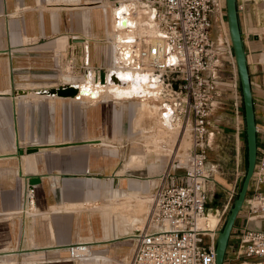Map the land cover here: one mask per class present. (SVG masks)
I'll return each mask as SVG.
<instances>
[{
	"label": "rangeland",
	"instance_id": "374dc122",
	"mask_svg": "<svg viewBox=\"0 0 264 264\" xmlns=\"http://www.w3.org/2000/svg\"><path fill=\"white\" fill-rule=\"evenodd\" d=\"M122 3L131 5L132 2L130 0H121L120 4ZM219 9L220 15H214L212 20L211 36L215 42L220 39L219 49L225 52L226 43L223 37L220 36V32H223L221 19L224 21V27L228 34L224 0H219ZM130 11H132V9L129 10V13ZM138 12L140 13V11H137V13ZM138 16H141V13L137 14L136 18H138ZM125 31L126 30H122L119 31V33L122 34ZM131 32L132 31H130V33ZM108 34H111L110 31ZM130 35L132 34H129V36ZM60 53L61 55L57 57L50 45L42 49L29 47L20 52H16L12 61L7 59L5 56L6 54L0 53V87L10 86L11 88L0 92L8 94V97L0 98V151L4 150L3 144L7 146L5 147L6 150L15 151L14 141L16 136L22 147L28 144L46 143L51 132H54L61 141H68V136L72 140H79L84 137L85 134H92L93 132L99 133L105 137L109 144L101 145L99 146L100 149H98L103 151L104 155L101 154L95 161H86V159H72L71 161L72 164L75 165L74 171L77 174L83 177L94 175L95 178L89 180H91L92 185L100 189L97 190V193L94 191L95 193L91 195L86 194V191L83 195H75L77 197L75 200L89 197L90 200L86 199L85 204L69 206L66 201L59 203V207H66L69 210L65 215L59 213L60 234L69 235L71 230L72 234H74V238L66 243L78 240L82 243L85 242L79 246H70L73 250H76L78 254L84 255L81 257L71 255L67 248H61V246L66 247L67 245L65 244L58 246L60 249L57 251V254L51 256L52 259H34L31 258V254L24 253L4 254V250L17 249L19 246L18 240L23 237L22 222L16 218L20 216H25V218L35 216L48 219L49 221L51 219L49 212L39 213L37 205L41 203L42 198L34 191L33 187L32 202L35 211L32 212L29 210L28 203L31 192L26 186V179H24L23 176L20 177L14 171L16 168L15 166L18 168L21 167V163H18L17 157H12L5 159V164L3 165L4 167L10 168L11 172L5 177V181L7 180L6 186H10L11 191V193L9 192L6 196L9 195L10 201H15L18 206V211L9 215L11 216V220L12 216H15L14 218L17 221L14 222V236L17 241L15 247L12 245V248H9V246H6L7 248L4 249L1 248L0 264H128L133 249V242L131 238L129 239L122 235L132 232L133 227L129 224L123 225V221L121 222V220H118L119 222L117 225L114 222L113 225L110 226V234L105 235L107 220L104 214L107 213L108 210H114L115 205L112 204L111 201L103 202V200L106 191L110 192L124 185V176L121 178L122 176L112 175V173L123 165L132 152L141 150L143 153L145 149H151L153 147L149 142L150 137L147 136L150 131H145V129L149 127V124L153 123L151 120L152 118L146 117V114L147 116H155L150 106V104H153V98L148 97L147 93H149L150 89H146L144 83L135 84L132 82L134 79L132 77V72L129 70L116 72L118 76H121L124 80L123 84H114L113 81L108 83L109 86L107 85L108 87L105 88V92L102 93L104 98L101 100L104 101L100 103L103 109L100 118L101 120L104 119V121L100 125H91L92 127L88 128V125L84 124V116L81 111L82 108L85 107L83 102L88 105L95 103L90 102L89 99L77 100L72 98L61 99L58 97L40 96L33 91L38 87L54 86L64 82V79L66 80L67 76L71 77V74L76 76L77 81H80L79 79L83 76V67L80 64H76L74 59L73 61L69 60L73 55L69 56L68 50L65 49ZM227 58L229 57H227L226 53L219 54L220 63L216 65V73L218 75L216 79L218 81L220 93L214 102L209 116V131L213 132V135L206 151L208 158L218 162L220 168L214 175V177H218V180L216 179L218 183L213 185L214 191L211 190L209 192L208 205H215L217 201H222L224 199L225 189L231 186L229 181L234 179L236 172H238L236 181V191H238L246 166L243 110L239 116L234 112L233 92L228 88L229 64ZM110 70V76H112L114 71H112V69ZM125 76L130 78L125 79ZM133 76L137 79L140 78V75H136V73H134ZM10 79L12 80L11 85H9ZM16 91H28L29 94L15 96L17 111L14 112L13 103L9 96L13 95V92ZM238 91L240 93L239 87ZM133 99L138 101L137 104L143 116L140 120H137L133 114L131 106V101ZM155 104H157V102H155ZM49 105L55 106V112L50 109ZM114 107L119 112V119H121V122L117 123V126L111 123V117H113L111 111ZM158 122L161 124L162 121L158 120ZM143 128L144 131L142 130ZM174 145V149L171 151L172 153H165L162 161V169L168 161V163H170L174 158V164L184 161V159H181L177 162V159L181 158L178 153L183 152V149H179L176 152L177 145ZM189 145L190 140L187 139L185 141V146L188 148ZM87 146H89L90 149L97 150L93 145L87 144ZM53 149L54 148H46L44 152ZM35 156L36 155H29L26 157L28 160H31L30 167L36 164H43L44 153L38 154V162ZM147 157L151 159L154 157V153L151 151L147 154ZM139 161L138 159L135 162ZM184 163L181 162L182 165ZM86 167L89 168L90 175H83ZM180 169H182V167ZM156 171L158 172L157 169L154 170V172H149L148 166L143 164L142 166H130L126 170L125 175L133 177L132 183L143 182V190L147 192V196H151L153 187L158 181V173ZM26 172H36V169L35 167L31 169L28 166L23 169V173L27 174ZM96 176L103 178L98 180ZM53 181L54 179L52 176L48 177V179L46 178L47 186L50 188L53 187ZM55 183L54 188L56 189V186L61 183V178L58 177L55 179ZM1 185L2 181H0V186ZM129 187L132 188L133 186L130 184ZM15 196H17L16 199ZM54 198L57 201H61L62 196L58 193ZM3 199L4 195L0 194V202ZM147 199L148 198H146V200ZM142 206L143 204L138 207V210H140ZM64 217L67 218V220L65 219L66 221H64ZM95 217H98V220L100 217L99 226L94 224ZM70 219H72L73 222L71 227L69 225L66 226V223L69 222ZM239 219L240 218H237L236 221L242 223L243 218ZM129 221H131V219H129ZM110 222L112 223V221ZM123 227L126 228L125 232H122ZM27 235L28 234L25 236L27 237ZM104 239L105 241H100ZM97 253L98 257L94 256V254Z\"/></svg>",
	"mask_w": 264,
	"mask_h": 264
},
{
	"label": "built area",
	"instance_id": "2783aa9c",
	"mask_svg": "<svg viewBox=\"0 0 264 264\" xmlns=\"http://www.w3.org/2000/svg\"><path fill=\"white\" fill-rule=\"evenodd\" d=\"M149 8L154 23L153 33L132 34L127 40L119 31L133 28L118 25L114 9L115 28L108 36L113 58L119 50L128 65L141 68L139 72L155 73L156 87L161 100V117L172 109V118L179 120V129L187 131L190 145L182 170L174 172L168 165L157 176L146 225L132 229L133 249L128 264H216L215 242L218 230L236 195L237 173L233 184L225 189V197L208 205L209 192L218 183L214 175L218 162L207 155L209 145V116L219 94L216 65L219 54L226 53L229 64V88L233 92V108L242 112L239 82L232 47L227 35L222 52L211 36L214 15H220L219 0H142ZM132 19L130 13H125ZM135 21L134 19H132ZM154 35V40L146 37ZM70 49V50H69ZM68 49L70 61L74 48ZM87 67V62H86ZM134 68V67H131ZM137 68V67H135ZM158 84V85H157ZM252 88V87H251ZM260 95L254 96L256 159L247 193L230 231L223 264H264V82ZM178 161V160H177ZM210 217L214 219L210 222ZM257 220L256 226L249 221ZM68 247L69 244H65ZM69 253L78 254L71 247Z\"/></svg>",
	"mask_w": 264,
	"mask_h": 264
},
{
	"label": "crops",
	"instance_id": "0c3cea01",
	"mask_svg": "<svg viewBox=\"0 0 264 264\" xmlns=\"http://www.w3.org/2000/svg\"><path fill=\"white\" fill-rule=\"evenodd\" d=\"M120 1L121 0H0V53L6 54L5 56L7 59L12 61L16 52H20L29 47L42 49L50 45L51 49L58 57V55H61L60 52L65 49L68 50L71 45L73 46L75 52L74 60L76 61V64H80L83 67V73L88 66L92 69L102 67L109 72L110 69L114 68L115 57L113 58L112 46L108 41V32L110 31L111 33L115 28V16L112 10L114 9V4ZM130 1L132 2V6L127 3V5L130 6V9H132L130 16L135 21L138 19L136 21L137 23L142 18L143 21H140L137 24V27L136 25L133 27L134 32L132 31L131 33H128L125 31L121 33H125V36L133 33L138 34L139 36H142L145 33L146 35L150 34L152 28L154 27V23L149 16L148 6H145L142 0ZM236 4L240 29L246 50L252 92L254 96H259L261 92L260 84L264 82V0H236ZM143 8H145V10ZM137 11H140L142 17L138 16V18H136L135 15L140 14L139 12L137 13ZM73 37H83L84 41H71V38ZM218 45L220 46V43ZM86 62L88 64L87 67L85 65ZM79 80L80 81H77L76 76L71 74V77L67 76L66 80L64 79V82H82L84 77L82 76ZM9 82V85H11L12 80L10 79ZM107 85L106 87L109 86ZM145 87L147 89L148 85L145 84ZM8 89H11L10 86L0 87V92ZM2 96L8 97V95ZM9 97L10 100H12L13 109L16 107L17 111L15 95H10ZM103 98L104 97L102 95L100 100L95 104L88 105L83 102L85 107L82 108L81 111L84 116V124L88 125V128L103 123L104 119L101 120L100 118L103 110L100 103L104 101L101 100ZM137 102L138 101L133 99L131 101V106L136 119L140 120L143 116L140 113V107ZM49 107L53 112H55V106L49 105ZM111 114L113 116L111 117V123L117 126V123H120L121 119H119V112L115 107L112 108ZM146 117L152 118L151 120L153 122L145 129V131H150L147 136L150 137L149 142L153 145V147L151 149H145V152L143 153L141 150L132 152L123 165L112 173V175L122 176L121 178L124 176L125 180L123 182V186H120L110 192L106 191L104 195L103 202L111 201L112 204L115 205L114 210H108V212L104 214L107 220L105 235L110 234V226L113 225L114 222L117 225L119 222L118 220H121V222L123 221V225L129 224L131 227L135 228L137 226L135 222V213L138 210V207L146 201V198L149 197L146 194L147 192L143 190V182L139 181L141 183H132L133 177L125 175L126 170L130 166H142L144 164L148 166L149 172H154V170L157 169L158 172H156L159 174L168 165L172 166V170L174 172H179L182 170L180 168L185 164L184 162L186 160L181 161L184 163L183 165L178 161V163L174 164V158L171 160L172 163H168V161L162 169V161L165 153H168L167 148L171 141L170 132L158 122L155 116H147L146 114ZM142 130L144 131V128ZM16 139L17 136L15 141ZM68 139V141H61L60 138L54 134V132H51L46 143L33 144L41 145L37 152L27 153L24 151V154L22 155L5 153H12L14 151L6 150L5 147L7 146L3 144L4 150L0 151V154L7 155L0 156V179H3L0 180L2 181L0 194L4 195V199L0 202V250L1 248H7L6 246H9V248H12V245L13 247L16 246L17 240L14 236V222L16 219H19L20 222H22L21 226L24 237H21V239L18 240L19 246L17 249L4 250V254L24 253L31 254V258L34 259H52L51 256L57 254V251L60 249L58 246L69 244L68 247L61 246L63 249L70 248L71 245L76 244L79 246L85 243H82L79 240L66 243L74 238V234H72L71 230L69 235L60 234L59 213L65 215L69 210L66 207H59V203L66 201L69 206L80 205L83 203L85 204L86 199L90 200L89 197L81 200H75L77 198L75 195H83L85 194V191L86 194L90 195L95 193L94 191L97 193V190L100 188L91 184L92 182L89 179L95 177L94 175H90L89 168H85L86 170L83 175L86 174L90 176L83 177L74 171L75 165H73L71 161L72 159L95 161L98 156L101 154L104 155L103 151L98 150L100 149L99 146L107 145L109 143L103 135L93 132L92 134H85L84 137L79 139L92 141L62 146L49 145L56 144L58 142L79 141L76 139L72 140L69 136ZM87 144L95 146L97 150L90 149ZM46 148L54 149L44 152ZM151 151L154 153V157L148 159L147 154ZM42 152L45 155L44 160L42 161L43 164H36L35 166L30 167L31 160H28L26 157L29 155H36L35 158L38 162V154ZM12 157H17L18 163H21V167L18 168L15 166L16 168L14 171L20 177L23 176V178L26 179V186L31 192L28 206L29 210L32 212L35 211V207L32 202L33 193L32 187L28 186L26 175L34 173L41 175V181L33 185V189L37 192L39 197L42 198L41 203L37 205L39 213L49 212L51 216L50 221L48 219L35 216H32L31 218L20 216L16 219L14 218L15 216H12L11 220V216L9 215L18 211V206L15 201H10L11 199L9 198V195L6 196L9 192L11 193V191L10 186H6L7 180L5 181V177H7L11 172L10 168L4 167L3 164H5V159ZM138 159L140 161L135 162ZM28 166L31 169H34L35 167L36 172H26L27 174H24L23 169ZM18 169L22 171V174L18 173ZM50 176L54 179V185L51 188L47 186L46 182V178L48 179ZM58 177L61 178V183L56 186L57 188L55 189V179ZM101 178L103 177H98V180ZM233 181L234 179H231L229 184L232 185ZM130 184L133 186L132 188L129 187ZM58 193L62 196L61 201H57L54 198ZM121 193L122 196L124 194L123 197L120 195ZM16 198L17 196H15V199ZM242 218L243 217L240 219ZM65 219L67 220L66 217H64V221H66ZM129 219H131V221H129ZM70 221L66 223V226L69 225L71 227V225H73L72 219H70ZM94 221V224L99 226L100 217L99 220L98 217H95ZM110 221H112V223ZM243 221L244 220L242 219V222ZM258 224L259 222L257 220L249 221V225L251 226H256ZM125 231L126 228L123 227L122 232ZM26 234L29 236L27 235L26 237ZM131 235L132 233L130 232L122 236H126L130 239L132 238ZM100 241H105V239Z\"/></svg>",
	"mask_w": 264,
	"mask_h": 264
},
{
	"label": "water",
	"instance_id": "95a60500",
	"mask_svg": "<svg viewBox=\"0 0 264 264\" xmlns=\"http://www.w3.org/2000/svg\"><path fill=\"white\" fill-rule=\"evenodd\" d=\"M225 1V13L226 21L228 27V35L232 47V52L234 55V60L236 64V70L238 75V82L240 88L241 102L243 105V120H244V133H245V148H246V166L245 172L240 184V187L237 191L235 198L225 216V219L222 223L221 228L218 230L216 242H215V262L216 264H223L224 256L227 248V243L230 235V231L234 224V221L237 217L238 212L240 211L245 195L247 193L248 185L250 178L253 173L255 159H256V133H255V115H254V106L252 98V88L250 82V76L247 65L246 50L244 46V40L242 32L240 29L239 19H238V9L236 0H224ZM118 7L114 9L116 16L119 17L117 23L118 25H134V21L128 19L125 13H128L129 10L121 8L120 2ZM127 40H132L133 37L130 35L126 38ZM71 41H84L83 37H73ZM118 60L123 63V65H128V60L124 59L122 54L125 56L128 55L127 50H119ZM111 70L108 72L105 68L99 67L92 69L87 67L84 70L82 82H61L54 86L38 87L33 91L35 93L47 94V95H57V96H70L72 98H81L82 96L88 95L90 100H96L99 93V84H104L106 81L111 79ZM146 74L148 78L153 82V87L156 85V78L159 76L155 73L149 72H139ZM92 77L96 81L94 82V87L92 85ZM113 77V75H112ZM98 80V81H97ZM7 95V93H0V96ZM167 110L163 112V115L167 118L172 117V109L170 106L166 105ZM92 140H79V141H70V142H58L56 144L49 145H72L85 143ZM16 149L12 155H20L27 152L38 151L41 145H26L22 147L18 143V139L15 141ZM7 154H0L7 155ZM18 173L21 174L22 171L18 169ZM28 186L33 187L36 183L41 181V175L34 173L26 175Z\"/></svg>",
	"mask_w": 264,
	"mask_h": 264
},
{
	"label": "bare ground",
	"instance_id": "6f19581e",
	"mask_svg": "<svg viewBox=\"0 0 264 264\" xmlns=\"http://www.w3.org/2000/svg\"><path fill=\"white\" fill-rule=\"evenodd\" d=\"M121 8H123V9H127V10H131L130 9V6H127V3H122L121 4ZM144 10H145V8H143ZM131 12V11H130ZM148 12V11H147ZM131 15V14H130ZM106 16H107V13H106ZM136 16V15H135ZM132 18V17H131ZM132 20V19H131ZM138 20V19H137ZM136 20V21H137ZM136 21H134L135 23V25H136V27H137V24L140 22V21H143L142 19H140V21L137 23ZM143 23V22H142ZM153 26V25H152ZM221 26H222V31L223 32H220V36H222L223 37V39H224V41L227 39V30L225 29V27H224V21H223V19H221ZM135 27V28H136ZM139 27H140V25H139ZM134 29L133 28H129V29H127L126 31L128 32V33H130V31H133ZM154 29L152 28V33L154 32L153 31ZM134 32V31H133ZM151 32H150V34H151ZM144 35H146V33L144 34ZM129 36V35H128ZM154 35H150L149 37H146V40H149V41H153L154 40ZM219 38V37H218ZM223 41V42H224ZM219 40L216 42V45H217V47L219 48ZM224 45V44H223ZM116 57V56H115ZM131 67H134V68H131ZM135 67H137V68H135ZM138 68L140 69L141 67L140 66H136V65H131V66H127V65H121V64H118L117 62H116V59H115V65H114V69H112V71H114V73L112 74L113 75V77L111 76V79H110V81H113V83L114 84H123V79L121 78V76H118V74L116 73V72H120V71H130V72H132L133 74L134 73H136V75L138 74V75H140L139 77V79H137L136 77H134L133 76V74H132V77L134 78L133 80H132V82H134L135 84H140V83H144V84H146V85H148V88L150 89V91H149V93H147L148 94V97L149 98H153V104H150V106H151V108L153 109V111H154V113H155V117L159 120V121H162L161 122V125L164 127V128H166L170 133V138H171V141H170V144H169V146H168V148H167V152L169 153V152H171L174 148H173V145L175 144V145H177V150H176V152L179 150V149H183V152H181V153H178L180 156H181V158L180 159H177V160H181V159H184V161L185 160H187V157H186V154H187V147L185 146V141L187 140V139H189L188 138V133H187V131H184L182 134H181V131L182 130H180L179 129V126H180V123H179V120H176V119H174V118H167L166 116H164V117H161L159 114H158V110H157V108H158V105H159V102H160V100H161V97L158 95V87H153L152 85H153V82L148 78V76L146 75V74H142V73H139V71H137L138 70ZM68 74V73H67ZM131 74V73H130ZM129 75V74H128ZM126 78L125 79H127V78H130V77H128V76H125ZM136 78V79H135ZM92 85H93V87L95 86L94 85V82L96 81L95 79H93V77H92ZM98 81V80H97ZM110 81H106L104 84H101V83H97V84H99V93H98V95H97V99L96 100H90V97L88 96V95H85V96H82L81 98H72V97H70V96H57V95H47V94H40V93H37V94H39L40 96H47V97H58V98H61V99H67V98H72V99H77V100H83V99H89V101L90 102H92V103H96L97 101H99L100 100V98H101V95H102V93H104L105 92V88H106V85L110 82ZM129 81V80H128ZM137 82V83H136ZM158 85V84H157ZM14 94L13 95H15V96H20V95H27V94H29V92L28 91H22V92H13ZM8 95V94H7ZM0 97H4V96H0ZM159 100V101H158ZM155 102H157V104H155ZM147 104V103H146ZM14 112H16V107H15V109H14ZM155 122V121H154ZM212 135H213V132H209V134H208V137H209V139L211 140V138H212ZM158 136V135H157ZM162 139V138H161ZM99 144V143H98ZM155 144V143H154ZM174 145V146H175ZM58 146V145H57ZM41 147V146H40ZM35 152H37V151H35ZM35 152H30V153H35ZM172 153V152H171ZM22 154H24V153H22ZM21 154V155H22ZM175 160V159H174ZM30 162V161H29ZM172 163V162H171ZM181 163V162H180ZM22 174V173H21ZM218 177H215V179H217ZM218 180V179H217ZM121 196H122V193L120 194ZM123 196H124V194H123ZM122 196V197H123ZM129 196V195H128ZM151 201H152V195L151 196H149L148 197V199L143 203V206H142V208L140 209V210H137L136 211V216H135V222H136V224H137V226L136 227H138V228H140V227H142V226H144V225H146V223H147V214H148V211H149V209H150V203H151ZM210 222H212L213 223V221H214V219L212 218V217H210V220H209ZM76 245V244H75ZM87 256V255H86ZM89 256V255H88ZM94 256H97L98 257V253L97 254H94Z\"/></svg>",
	"mask_w": 264,
	"mask_h": 264
},
{
	"label": "trees",
	"instance_id": "16d2710c",
	"mask_svg": "<svg viewBox=\"0 0 264 264\" xmlns=\"http://www.w3.org/2000/svg\"><path fill=\"white\" fill-rule=\"evenodd\" d=\"M241 106H242V110H243V105H242V102H241Z\"/></svg>",
	"mask_w": 264,
	"mask_h": 264
}]
</instances>
